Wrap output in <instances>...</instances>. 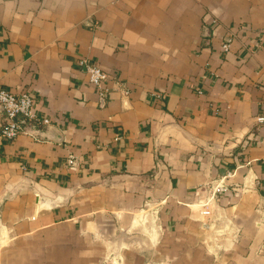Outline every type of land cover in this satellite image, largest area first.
<instances>
[{
	"label": "crops",
	"instance_id": "obj_1",
	"mask_svg": "<svg viewBox=\"0 0 264 264\" xmlns=\"http://www.w3.org/2000/svg\"><path fill=\"white\" fill-rule=\"evenodd\" d=\"M0 86L50 121L6 140L0 107V264H100L146 202L160 233L125 263L264 264V0H0ZM228 171L244 235L214 260L197 209Z\"/></svg>",
	"mask_w": 264,
	"mask_h": 264
},
{
	"label": "rangeland",
	"instance_id": "obj_2",
	"mask_svg": "<svg viewBox=\"0 0 264 264\" xmlns=\"http://www.w3.org/2000/svg\"><path fill=\"white\" fill-rule=\"evenodd\" d=\"M35 193L38 206L41 209L46 208L45 205L41 206L40 204L42 194L37 192V190ZM10 199V196L5 197L4 203L6 200ZM205 200H207V196L204 201ZM202 203L197 209V221L200 223L199 241L214 260H217L222 252H228L234 248V245L239 242L244 232L235 225L233 220H229V218L222 213V208L219 206L218 202H210V205L213 206V212L210 217L203 216L201 214ZM160 206V203L153 205L152 203L146 202L142 207L132 212L133 220L131 228L119 229L111 236L99 234V238L106 244V254L100 261V264H128L124 262L122 254L125 250L127 251L130 246L136 243L138 244L140 241L145 242V240L148 242V246H153L161 230L159 216ZM8 235L9 231L0 223V246L7 243ZM146 264L161 263L150 261Z\"/></svg>",
	"mask_w": 264,
	"mask_h": 264
},
{
	"label": "built area",
	"instance_id": "obj_3",
	"mask_svg": "<svg viewBox=\"0 0 264 264\" xmlns=\"http://www.w3.org/2000/svg\"><path fill=\"white\" fill-rule=\"evenodd\" d=\"M233 38H228L222 44L223 51L227 52ZM79 64L88 72L90 83L99 90V95L104 98L108 94V89L104 87V82L108 75L97 65L90 64L86 59L79 61ZM0 107L4 114V125L2 136L6 140H14L21 134L27 132L28 127L37 125H49L48 118H40L34 110V100L28 93H14L12 90L0 86ZM258 122L263 123L264 117H259ZM73 163V158H70ZM234 172L228 171L225 176L210 180L206 183L207 200L203 201L201 214L210 217L213 212V206L210 202H218L221 194L227 193L230 189V181Z\"/></svg>",
	"mask_w": 264,
	"mask_h": 264
},
{
	"label": "water",
	"instance_id": "obj_4",
	"mask_svg": "<svg viewBox=\"0 0 264 264\" xmlns=\"http://www.w3.org/2000/svg\"><path fill=\"white\" fill-rule=\"evenodd\" d=\"M58 203H61V200H52L46 196H43L40 198V204L41 206L42 205H45L46 208H51L53 207L54 205L58 204Z\"/></svg>",
	"mask_w": 264,
	"mask_h": 264
}]
</instances>
